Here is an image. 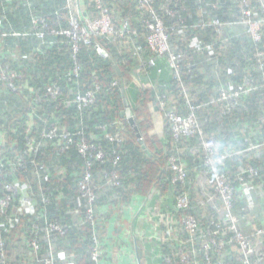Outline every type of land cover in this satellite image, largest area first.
<instances>
[{
  "label": "trees",
  "instance_id": "1",
  "mask_svg": "<svg viewBox=\"0 0 264 264\" xmlns=\"http://www.w3.org/2000/svg\"><path fill=\"white\" fill-rule=\"evenodd\" d=\"M78 1V4L70 8L67 0H0V18L3 19L0 23V66L10 67L23 75L15 78L11 84L0 80V134L3 133L7 138L5 144L0 146V161L4 164L2 169L8 170V161L15 160L26 149L25 137L30 127V134L42 141L40 152L32 158L33 163L27 164L29 172L17 171L9 175L8 179L28 180L36 192L42 186L44 193L51 198L50 204H39L32 216L20 217L23 221L21 226L12 230L6 226L5 221L3 233L8 249L13 251L18 247L24 248L23 242L32 236L34 224L40 225V234L43 235L45 221H57L67 225L69 230L63 236L57 235L53 241L56 246V264H98L91 256L93 232L90 224L85 222V213L76 203L78 182L87 160L75 147L58 153L51 141L41 137L44 130L52 128L51 122L58 123L61 130L65 131L82 128L87 140L104 150V161L91 158L93 186L97 194L94 205L99 211L106 205L108 195L128 201L133 195L148 196L153 189H157L160 194L163 193V197L168 194L172 198L174 212L180 217L184 212L177 211L173 197L189 191L193 200L187 213L197 216L203 224L212 226L210 218L223 220L222 213L214 212L209 218L202 219L198 209L204 206H200L191 185L198 176L200 182L213 184L215 188V173H223L237 188L234 212L240 217L246 234L253 224L254 227L264 226V222H257L254 218L256 213L260 214V211L254 213L257 209L256 200L254 209L249 210L247 197L242 192L246 182L251 183L253 180L252 182L259 184L264 183V147L252 148L264 141V136L259 131L261 124L264 129V23L263 38L255 43L247 27L237 24L242 16L244 0L153 1L157 14L170 34L173 51L182 55L179 62L181 79L176 78L171 70L173 76L170 84H163L161 90H154V94L151 88L141 89L136 101L133 100L134 104L132 101L130 104L128 100L138 122L139 132L146 138L144 148L137 131L127 121L123 123L125 116H122V111L125 108V98H128L126 84L132 80L131 75L139 64L138 57L158 56L151 50L146 39L149 33L146 20L151 15H143L139 7L140 0H101L102 7L111 15L116 29L121 30L126 21L129 22V29L125 36H120L118 31L111 36H93L89 42L81 41L77 54L81 71L78 77L70 78L68 73L73 64L72 42L54 31L69 27L70 18L79 13L83 17L96 18L101 8L96 0ZM247 1L255 16L264 17L261 0ZM38 17H45L48 22L43 39L38 37V30L33 22ZM216 19L225 25L222 28L212 25ZM195 40L203 46L212 45L219 59L217 68L212 70L218 71L219 67L224 81L211 78L210 91L213 88L214 91L212 94L209 92V99L201 101L205 102L204 107H200V100H193L207 136L214 138L219 151L228 155L223 165L209 172L205 165L206 152L198 138L176 139L164 115L169 110L187 115L189 106L184 90L193 83L201 84L204 78L200 73V66L186 59L194 53L191 43ZM99 46L101 51L96 48ZM198 50H202L205 55L210 54L206 47L199 49L197 46ZM259 53L263 55L260 57ZM260 62L263 63L261 68ZM148 66L149 63L142 66V69L150 71ZM248 77L255 81V89L242 96L239 105L224 114L222 109L226 103L214 102L219 97L220 90L239 89ZM53 85L60 88L62 100H56L50 95L49 87ZM231 85L233 88H230ZM88 90L95 91V102L80 111L73 102L75 94ZM169 94L175 102L169 99ZM36 96L41 98L38 105L33 103ZM237 124L243 129L248 128L245 130L248 133H257L252 141L235 140L234 132L230 129ZM117 156L118 162L115 163ZM172 156H177L187 171V181L176 187L172 185L175 174L170 164ZM36 163L43 164L50 171L40 181L30 172ZM240 170L244 171L239 173ZM104 171L117 172L121 176V185H105ZM99 185L108 187L106 196L99 194ZM130 185L133 187L130 188ZM212 193L218 196L216 190ZM261 209L264 214V207ZM12 213L14 214V210ZM104 218L103 215L98 218L101 244ZM21 233L25 235L20 236ZM230 235V232L226 233L227 237ZM186 238L187 234L184 233L179 241L174 240L173 249H169L168 245L164 246L165 264H182L179 243ZM258 243L264 246L262 239ZM42 245L41 254L44 255L50 243L43 239ZM27 249L32 253L28 247ZM235 255L231 261H237L238 255ZM202 256L200 252L199 260ZM165 257H169L171 262H167ZM21 259L17 258L10 264H26ZM262 261L264 263V253Z\"/></svg>",
  "mask_w": 264,
  "mask_h": 264
},
{
  "label": "built area",
  "instance_id": "2",
  "mask_svg": "<svg viewBox=\"0 0 264 264\" xmlns=\"http://www.w3.org/2000/svg\"><path fill=\"white\" fill-rule=\"evenodd\" d=\"M154 0H140L139 7L145 16L150 13L151 18L146 20V26L149 33L146 36L147 42L151 50L160 57H164L167 61V67L173 70L176 78L181 79L180 59L182 55L173 51L170 41V34L164 25V22L160 15L157 14L153 5ZM264 6V0H261ZM78 0H67L68 7H73L78 4ZM100 12L96 18L83 17L79 13L73 15L69 21V27L55 30L57 35L66 36L72 42L73 50V64L69 70L68 76L70 78L78 77L81 71V67L77 62V54L79 52L80 42H89L93 36H111L118 31L120 36H125L129 29V22H124V27L121 30L116 29L113 19L107 9L102 7L101 0H96ZM3 19L0 18V23ZM35 27L38 32L39 38L45 37V31L48 28V22L45 17H38L34 19ZM263 23L264 17L255 16L254 11L249 6L247 0L242 4V16L237 22L239 25L247 27L249 35L252 37L255 43H258L263 38ZM214 26L222 28L225 24L219 19L213 20L211 23ZM136 33V32H135ZM201 49L206 47L210 53L214 51L212 45L203 46L201 43L197 44ZM263 54L259 53L261 57ZM260 68L263 67V63L260 62ZM23 77L15 70H11L10 67L0 66V80L11 84L15 78ZM263 86H264V73H263ZM98 89V87H97ZM255 89V81L252 78H246L243 85L239 89L229 91L225 88L220 90L219 97L214 100L215 103H226V106L222 109L224 114L230 112L231 109L237 107L240 103L242 96L250 93ZM49 92L52 98L56 100H62L60 97V88L56 85L49 87ZM95 91L88 90L86 92H77L75 94L73 102L78 106V109H83L91 106L95 102ZM186 100L188 103L189 113L182 115L174 111H167L165 117L170 123L173 136L176 139L182 137H197L201 145L205 150V165L207 171H213L218 166L223 165L227 154L221 153L217 146V142L214 138L207 136L202 127L199 116L197 115V106L193 104V99L187 93ZM41 101L39 96H36L33 103L38 105ZM52 128L44 130L41 137L44 140H49L53 143L55 150L58 153H64L71 148L75 147L78 153L83 156L86 161V168L82 173L81 179L78 182L79 193L76 197V203L78 208L85 213V222L90 224L93 232V247H92V260L98 264L101 261L103 251L98 232V218L102 215V212L94 205L97 200L96 189L93 186L94 172L93 163L91 158H95L98 161H104L106 155L104 150L100 149L96 144L87 140L83 129L76 128L74 130H61L58 123L51 122ZM30 128V127H29ZM28 128V134L26 135V149L16 156L15 160L8 161V170H3L4 164L0 161V264H10L17 258L24 261L26 264H56L55 249L53 241L57 235H65L69 227L64 224H60L57 221H45V234H40V225L34 224L31 232V237L26 238L24 248L18 247L10 251L7 247V241L5 238L4 227L14 229L17 226H21L22 222L20 217L32 216L39 204L48 205L51 203L49 195L44 193V187H40L36 192L33 185L28 180L14 179L10 181L8 176L15 174L17 171L29 172L27 164L34 162L36 154L40 152L42 141L37 137H33L30 134L31 128ZM105 129V127H103ZM7 138L0 134V146H3ZM264 147V141L262 144H257L252 148L258 149ZM118 162V156L115 163ZM171 167L174 169V176L172 179V185L176 187L179 184H184L187 181V171L185 165L177 156H172L170 159ZM31 174L41 180L43 176H47L50 172L43 164L36 163L33 170H30ZM103 179L105 185L110 187H118L121 185V176L117 172L108 173L103 172ZM215 190L220 199V212L222 213L223 220L216 218H210L211 225L203 224L201 220L190 213H187L192 207V195L189 191L175 194L173 199L176 201L177 211L184 212L180 216V224L184 233L187 234V238L184 241H180L179 254L182 264H264L261 262L263 256V248L258 242L260 239L264 245V226L254 227V233L252 236L246 234L241 226L240 217L234 212L235 193L237 188L233 186L223 173H215L214 175ZM39 180V181H40ZM253 186L250 182H246L243 185V193L247 197V207L249 210H253L255 206V199L252 193ZM200 204H205L204 201H200ZM14 210V214L12 211ZM24 225V223H23ZM230 232L229 237L226 233ZM21 235H25L21 233ZM50 243L46 254H41L42 240ZM178 240L179 239H175ZM32 251L29 253L27 247ZM200 252H202V259L199 260ZM238 255L237 261H231L233 255ZM235 255V256H236ZM262 255V256H261ZM167 262H171V259L165 257ZM232 263H230V262ZM234 262V263H233Z\"/></svg>",
  "mask_w": 264,
  "mask_h": 264
},
{
  "label": "crops",
  "instance_id": "3",
  "mask_svg": "<svg viewBox=\"0 0 264 264\" xmlns=\"http://www.w3.org/2000/svg\"><path fill=\"white\" fill-rule=\"evenodd\" d=\"M196 44V40L191 43L194 53L186 59L200 66V73L204 78L201 80V84L193 83L192 86L186 87L184 92L191 95L193 100L201 102L204 99H209L214 91V88L210 91L211 78L219 82L224 81L221 79L223 74L220 73L219 67L218 71L212 70L217 68L219 60L216 51L205 55L202 50L197 51ZM96 48L101 51L100 46ZM138 58L139 64L131 75L132 80L126 84L127 100L130 104L131 101L134 104L133 100L136 101L141 89L151 88L154 94L155 89L161 90L163 84H170L173 76L171 70L167 68L165 58L158 56L146 58L140 56ZM147 63H149L150 71L142 69V66ZM230 88H233V85ZM169 97L172 95L169 94ZM172 101L176 100L172 98ZM204 103L201 102V108L204 107ZM125 121L129 123L126 116L123 123ZM260 126L259 131L264 136L263 125ZM257 127L259 128V125ZM247 129H243L241 125L237 124L232 125L230 130L234 132L235 140L249 139L252 141L257 133L253 135V132L245 131ZM119 136L120 134L116 137ZM147 152L149 153V151ZM242 171L244 170H240L239 173ZM198 178L200 177H196L191 187L195 190L197 200L205 202L203 205L200 204L204 207L198 209V214L202 219H207L212 213L220 212L221 203L219 197L212 193L215 192L213 184L200 182ZM252 181L250 184L253 186L252 193L257 205L254 213L260 211V214L256 213L254 218L255 221L258 220L257 222H264V214L263 211L261 212V207H264V183L259 184ZM131 187L133 186L130 185ZM107 188V186L99 185L98 190L101 192L99 194L106 196L109 191ZM105 204L100 208L102 215L105 216L102 221L103 258L100 264H165L163 260L164 246L168 245L169 249H173L174 240L184 237L180 217L174 212L175 206L172 198L168 197V194L163 197V193L160 194L157 189H153L148 196L133 195L128 201L122 197L108 195ZM254 225L247 232L248 235L253 234Z\"/></svg>",
  "mask_w": 264,
  "mask_h": 264
},
{
  "label": "water",
  "instance_id": "4",
  "mask_svg": "<svg viewBox=\"0 0 264 264\" xmlns=\"http://www.w3.org/2000/svg\"><path fill=\"white\" fill-rule=\"evenodd\" d=\"M124 103H125V108H124V110L122 111V116H126L127 117V119H128V121H129V123H130V125L137 131V136H138V138L139 139H142V135H141V133L139 132V128L137 127V125H138V122H137V120H136V117H135V115H133V112L131 111V108H130V106H129V102H128V100L125 98V101H124ZM156 109H158L157 107H156ZM142 140H140V143L143 145V147L145 148L146 146H145V144L143 143V142H141Z\"/></svg>",
  "mask_w": 264,
  "mask_h": 264
},
{
  "label": "rangeland",
  "instance_id": "5",
  "mask_svg": "<svg viewBox=\"0 0 264 264\" xmlns=\"http://www.w3.org/2000/svg\"><path fill=\"white\" fill-rule=\"evenodd\" d=\"M167 68H168V67H167ZM169 99L171 100L172 97H169ZM140 140H142L141 142L145 143L146 138L143 136L142 139H139V141H140ZM193 151H194V150H193Z\"/></svg>",
  "mask_w": 264,
  "mask_h": 264
}]
</instances>
